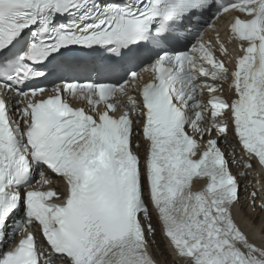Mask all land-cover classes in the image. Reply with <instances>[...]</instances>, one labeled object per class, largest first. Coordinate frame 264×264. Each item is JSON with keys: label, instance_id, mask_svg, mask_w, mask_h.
Here are the masks:
<instances>
[{"label": "snow or ice", "instance_id": "snow-or-ice-1", "mask_svg": "<svg viewBox=\"0 0 264 264\" xmlns=\"http://www.w3.org/2000/svg\"><path fill=\"white\" fill-rule=\"evenodd\" d=\"M253 176L264 0H0V264H264Z\"/></svg>", "mask_w": 264, "mask_h": 264}, {"label": "bare ground", "instance_id": "bare-ground-1", "mask_svg": "<svg viewBox=\"0 0 264 264\" xmlns=\"http://www.w3.org/2000/svg\"><path fill=\"white\" fill-rule=\"evenodd\" d=\"M211 36L213 37L214 34L212 33ZM229 51H230V50H229ZM221 147L224 148V144H223V143L221 144ZM225 150L227 151V149H225ZM233 171L235 172L236 169L234 168ZM252 179H253L254 185L257 186V187L260 186L259 184H256V183H255L257 179H259L260 184H264V176L259 177V178L253 176ZM248 227H251V225H248ZM261 227H263V224H261L260 222H258L257 225H256V227L253 228L252 230H253V231H256V230H257V231L259 232V229H260ZM258 235H259V234H258ZM157 242L160 243L159 241H157ZM162 247H163V246H162V244H161V248H162Z\"/></svg>", "mask_w": 264, "mask_h": 264}, {"label": "rangeland", "instance_id": "rangeland-1", "mask_svg": "<svg viewBox=\"0 0 264 264\" xmlns=\"http://www.w3.org/2000/svg\"><path fill=\"white\" fill-rule=\"evenodd\" d=\"M263 227H264V224H263ZM158 241H159V239H158ZM160 242V241H159ZM163 246V245H162Z\"/></svg>", "mask_w": 264, "mask_h": 264}]
</instances>
